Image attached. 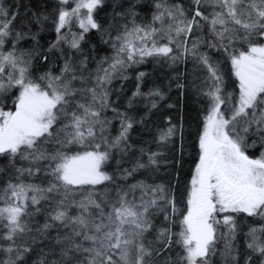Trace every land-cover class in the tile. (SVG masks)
Here are the masks:
<instances>
[{
  "label": "snow or ice",
  "instance_id": "snow-or-ice-1",
  "mask_svg": "<svg viewBox=\"0 0 264 264\" xmlns=\"http://www.w3.org/2000/svg\"><path fill=\"white\" fill-rule=\"evenodd\" d=\"M0 264H264V0H0Z\"/></svg>",
  "mask_w": 264,
  "mask_h": 264
},
{
  "label": "trees",
  "instance_id": "trees-1",
  "mask_svg": "<svg viewBox=\"0 0 264 264\" xmlns=\"http://www.w3.org/2000/svg\"><path fill=\"white\" fill-rule=\"evenodd\" d=\"M13 0H9V3H12ZM20 4H26L29 5L30 7L35 8L41 3V0H18ZM108 2H111V0H108ZM169 2H173V0H169ZM110 11V9H109ZM44 39H50L51 34L50 33H44L43 34ZM138 70L140 71H146L150 73V79L148 80V85L150 86L151 83H157V84H167V75H168V70L166 68H161L160 65L154 64V63H146L143 65L138 66ZM129 75H131V72H129ZM114 85L116 87H119L121 84V81L119 79L115 80ZM123 84L125 86V90L132 87L133 81L131 79L127 81H123ZM146 90V89H145ZM171 95L175 97L176 92L173 89ZM142 106V105H141ZM199 107L198 104L195 103V99L186 96L185 97V118L186 119H195L197 116V108ZM168 110L166 108L161 107L160 112H157L155 116L152 117V120L155 122L162 123V118H161V113L167 112ZM147 138V137H146Z\"/></svg>",
  "mask_w": 264,
  "mask_h": 264
}]
</instances>
